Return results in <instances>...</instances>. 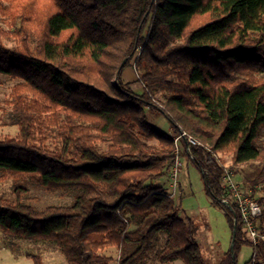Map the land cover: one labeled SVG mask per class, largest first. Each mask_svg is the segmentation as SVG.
Masks as SVG:
<instances>
[{
    "label": "trees",
    "instance_id": "obj_1",
    "mask_svg": "<svg viewBox=\"0 0 264 264\" xmlns=\"http://www.w3.org/2000/svg\"><path fill=\"white\" fill-rule=\"evenodd\" d=\"M132 63L141 95L122 83ZM0 74L15 80L7 114L19 128L0 138V178L71 197L39 209L0 195L4 233L53 243L70 264H112L101 251L113 246L118 264H208L197 221L154 185L185 130L201 142L189 161L207 195L237 221L235 256L219 264H238L243 245L264 264V241L221 201L216 156L256 163L251 187L264 182V0H0Z\"/></svg>",
    "mask_w": 264,
    "mask_h": 264
},
{
    "label": "rangeland",
    "instance_id": "obj_2",
    "mask_svg": "<svg viewBox=\"0 0 264 264\" xmlns=\"http://www.w3.org/2000/svg\"><path fill=\"white\" fill-rule=\"evenodd\" d=\"M6 26V25H5ZM140 72L129 64L122 74V83L125 87L135 88L141 85L139 82ZM15 80L9 76L0 74V138L5 136L14 137L19 133L18 126L9 123V106L7 99L12 90ZM158 103L159 102V99ZM161 105V104H160ZM162 122L160 124V120ZM157 123L166 130H169V123L164 117L157 119ZM174 143L180 148L182 154V165L180 168L179 184L174 192L170 186L169 173L156 179L154 185H161L177 199L184 208L183 214L193 217L199 227L196 240L201 245L208 264H219L223 254L232 249L234 229L227 220L225 211L212 203V199L205 191L204 181L200 170L190 162L188 158V141L180 139ZM193 147V146H191ZM223 168H228L234 173L235 181L247 192L264 201V182L251 187V174L255 170L256 163L235 164L231 152L216 153ZM18 183L13 178H0V195L9 199H22L25 202L34 204L39 209H44L51 204H68L71 197L61 191H49L38 184L24 181L27 190L21 193L16 191ZM235 224V223H234ZM264 225V224H263ZM254 245V244H253ZM29 253L40 254L44 264H70L62 251L53 243L46 241H32L27 239L13 238L0 228V264H35ZM112 258V264H118L121 251L118 247H107L101 251ZM253 248L243 245L238 257V264L252 262ZM154 264H184L183 260L177 259L169 262H156Z\"/></svg>",
    "mask_w": 264,
    "mask_h": 264
},
{
    "label": "built area",
    "instance_id": "obj_3",
    "mask_svg": "<svg viewBox=\"0 0 264 264\" xmlns=\"http://www.w3.org/2000/svg\"><path fill=\"white\" fill-rule=\"evenodd\" d=\"M181 138L188 141V157L194 159L195 156L191 146H198L201 142L185 130H181V132L178 133V136L175 137V141H179ZM181 165L182 154L180 148L176 145L175 160L169 171L170 186L174 192L179 184ZM221 181L223 187V198L221 201H229L234 211H238L246 233L254 245L264 241V231L260 230L257 224L258 217H260L264 211V201L251 195V192H247L244 187L238 184L234 179V173L228 168H224ZM250 264H257L254 253Z\"/></svg>",
    "mask_w": 264,
    "mask_h": 264
},
{
    "label": "water",
    "instance_id": "obj_4",
    "mask_svg": "<svg viewBox=\"0 0 264 264\" xmlns=\"http://www.w3.org/2000/svg\"><path fill=\"white\" fill-rule=\"evenodd\" d=\"M223 203L226 205V206H228L232 211L234 210V208H233V206H232V204L229 202V201H223ZM235 224V228H234V234H233V243H232V251H233V256H235V254H234V241H235V234H236V224H237V221L235 220V222H234Z\"/></svg>",
    "mask_w": 264,
    "mask_h": 264
},
{
    "label": "crops",
    "instance_id": "obj_5",
    "mask_svg": "<svg viewBox=\"0 0 264 264\" xmlns=\"http://www.w3.org/2000/svg\"><path fill=\"white\" fill-rule=\"evenodd\" d=\"M137 94H139V95H141L142 93H143V87H142V85H138V86H136L135 88H132ZM164 120V119H163ZM162 120V118H161V120H160V124H161V122L163 121ZM165 121V120H164ZM158 122V121H157ZM169 123V122H168ZM169 127H170V129H171V126H170V123H169Z\"/></svg>",
    "mask_w": 264,
    "mask_h": 264
}]
</instances>
